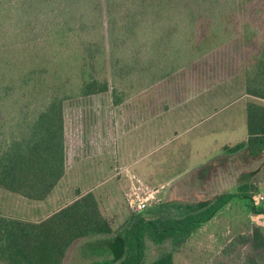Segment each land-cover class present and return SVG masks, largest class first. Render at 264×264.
I'll use <instances>...</instances> for the list:
<instances>
[{
    "label": "trees",
    "instance_id": "1",
    "mask_svg": "<svg viewBox=\"0 0 264 264\" xmlns=\"http://www.w3.org/2000/svg\"><path fill=\"white\" fill-rule=\"evenodd\" d=\"M238 37L254 100L247 139L225 149L260 153L264 0H0V188L41 201L64 178L67 101L110 92L121 105ZM248 187L159 201L117 229L92 191L40 221L0 213V264H174L169 244L187 240ZM241 238L264 252V229L253 225Z\"/></svg>",
    "mask_w": 264,
    "mask_h": 264
},
{
    "label": "rangeland",
    "instance_id": "2",
    "mask_svg": "<svg viewBox=\"0 0 264 264\" xmlns=\"http://www.w3.org/2000/svg\"><path fill=\"white\" fill-rule=\"evenodd\" d=\"M244 59L243 40L238 37L118 108L112 106L110 92L67 101L66 175L50 196L41 201L0 188V213L41 220L71 202L80 191L98 184L101 208L117 229L135 211L131 205L135 190L144 192L143 196L154 193L152 204L172 197L194 201L224 192L236 193L245 177L250 182L245 195L233 196L187 240L178 245L171 243L168 248L173 251L174 264H232L236 260L235 264H256L254 255L264 252L254 249L253 252V247L241 237L248 235L255 220L257 189L252 187L264 188V155L230 154L225 149L248 137L246 105L254 99L245 93ZM150 104L157 112L155 139H149L147 134L145 118ZM118 117L123 119L120 126L123 151L118 149V141L115 146L110 145L109 152L118 149L121 162L116 160L117 153H110L106 163L117 166L121 177L113 170L105 175L98 172L106 165L100 147L104 138L113 142L117 137L105 136L110 134L109 129L115 131ZM148 164L150 173H155L149 181L148 173L137 172ZM92 168L97 172L90 177L85 175ZM118 183L123 190L116 187ZM108 187L112 189L111 198L106 196ZM188 207L183 205L181 210ZM165 249V246L153 248L152 256Z\"/></svg>",
    "mask_w": 264,
    "mask_h": 264
},
{
    "label": "crops",
    "instance_id": "3",
    "mask_svg": "<svg viewBox=\"0 0 264 264\" xmlns=\"http://www.w3.org/2000/svg\"><path fill=\"white\" fill-rule=\"evenodd\" d=\"M111 104H112V106H114V107H116V108H118V107H120V106H122L124 103H122L121 105H118V106H115V105H113V103L111 102ZM136 116L138 117V114H136ZM119 118V117H118ZM145 120H147V123H148V125H147V130H148V138L150 139V138H152V139H155V137H156V135H157V112H156V107H154L153 105H149V109H148V114H147V117L145 118ZM144 120V121H145ZM110 122V121H109ZM108 122V123H109ZM112 122V121H111ZM122 122H123V119L122 120H120V118H119V120H117L116 121V123H115V131L114 132H112V130L111 129H109L110 131V134H108L107 133V135L105 136V137H108V136H110V135H112V137H114L115 135L117 136V137H115V139L113 140V142H109V139L108 138H104L103 136V142H105V143H103L104 145H102V147H100V148H102V151H101V153L103 154V157H104V163L106 164V165H103L102 166V168L101 169H99V171L98 172H103L104 173V175H105V173H110V172H112V170L113 171H116V176L117 177H121V175H120V171L119 172H117V170H118V168H117V166H111L110 164H107L106 162L108 161V157H109V154L111 153V154H114V153H117V157H116V160H117V162L118 161H120V159H121V154H119L120 152H119V150L118 149H120L121 151H123L122 150V142H123V137H122V131H120V126H121V124H122ZM109 125V124H108ZM112 126H113V124H112ZM123 126V125H122ZM121 126V127H122ZM110 127V126H109ZM114 135V136H113ZM112 139V138H111ZM118 141H120L119 143H117V145H118V149L114 152V150H112L111 152H109L112 148H110V145H112V143H114V146H115V143L116 142H118ZM153 149H155V145L153 144ZM115 159V158H114ZM121 162V161H120ZM111 167V168H110ZM113 167V168H112ZM110 168V169H109ZM94 168H92V170H89L88 172L86 171V173H85V175H87L88 174V177H90L92 174H94V173H96L97 172V170L95 171V170H93ZM154 169V168H153ZM192 170H193V168H192ZM192 170H190V171H192ZM190 171H188L187 173H189ZM137 172L138 173H141V175H146L147 173V178H148V181H149V179H150V177H151V175H155V173L154 172H152V173H150L151 172V167H150V165L148 164V166L145 168V169H138L137 170ZM66 173H67V170H66ZM92 173V174H91ZM186 174V173H185ZM110 175V174H109ZM153 175V176H154ZM86 177V176H85ZM108 177V176H107ZM107 177L106 178H104L103 180H102V182H101V185L104 183V182H106V180H107ZM87 178V177H86ZM110 180V179H109ZM119 180L121 181V179L119 178ZM119 184V183H118ZM116 185V187H121V184H119V185ZM99 186L100 185H98V184H95V185H93V186H90L89 188H88V190H86L85 192L84 191H80L79 192V194H77L78 196L79 195H82V194H84V193H86V192H89V191H92V192H94L95 194H96V196L98 197V194H97V192H98V188H99ZM124 186V185H123ZM103 188H105L104 186H103ZM109 188V187H108ZM122 188V187H121ZM126 188H127V186H126ZM107 189V188H106ZM124 188H122V190H123ZM112 191V189H108V192L109 193H107L106 194V196H110V198H111V192ZM78 196H76V198L78 197ZM125 196V195H124ZM76 198H74L73 200H75ZM172 198H174V197H172ZM172 198H170V199H172ZM98 199H99V197H98ZM72 200V201H73ZM71 201V202H72ZM99 201H100V199H99ZM71 202H69V203H71ZM69 203H67V204H69ZM67 204H65V205H67ZM101 204V203H100ZM65 205H63V206H65ZM63 206H61L60 208H62ZM60 208H58V209H60ZM57 209V210H58ZM103 210V209H102ZM54 211H56V210H54ZM53 211V212H54ZM52 212V213H53ZM104 212V211H103ZM51 213V214H52ZM105 214V213H104ZM49 216V215H48ZM47 216V217H48ZM46 218V217H45ZM128 218V217H127ZM21 219H23V218H21ZM44 219V218H43ZM26 220H28V219H26ZM42 220V219H41ZM30 221H32V220H30ZM37 221H40V220H37Z\"/></svg>",
    "mask_w": 264,
    "mask_h": 264
},
{
    "label": "built area",
    "instance_id": "4",
    "mask_svg": "<svg viewBox=\"0 0 264 264\" xmlns=\"http://www.w3.org/2000/svg\"><path fill=\"white\" fill-rule=\"evenodd\" d=\"M139 191H133L134 196L131 200V205L135 209V211L148 207L152 204L151 200H154L155 198L154 193L143 196L141 193L144 194V192ZM254 197L255 220L253 222V225L264 229V189L259 190Z\"/></svg>",
    "mask_w": 264,
    "mask_h": 264
},
{
    "label": "flooded vegetation",
    "instance_id": "5",
    "mask_svg": "<svg viewBox=\"0 0 264 264\" xmlns=\"http://www.w3.org/2000/svg\"><path fill=\"white\" fill-rule=\"evenodd\" d=\"M236 152H250V150L249 149H247V148H245V149H242V150H239V151H235V152H229L230 154H235ZM251 153V152H250ZM251 155H257V156H259V157H262L263 155H264V149L263 150H261V152L260 153H251ZM249 156V157H252V156ZM256 156V157H257ZM233 163H236V162H231L230 161V164H233ZM216 167H220V165L219 166H216ZM217 168H215V170H214V173H217ZM251 175V174H250ZM242 177H244L243 175H242ZM243 180L240 182L241 184H246L247 186H249L248 184L250 183L247 179H245V177L244 178H242ZM264 183V182H263ZM252 185V184H251ZM264 189V188H263ZM258 191H259V189H258ZM257 191V192H258ZM225 254V253H224ZM256 257V259H257V263L259 262V261H261L262 260V256H255ZM237 262V260L235 261V263ZM231 263V262H230ZM234 262L232 263V264H235Z\"/></svg>",
    "mask_w": 264,
    "mask_h": 264
}]
</instances>
